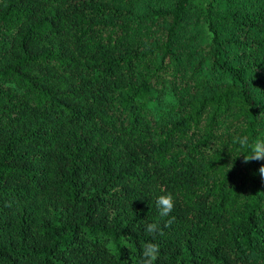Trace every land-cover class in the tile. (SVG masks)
<instances>
[{"label":"trees","instance_id":"trees-1","mask_svg":"<svg viewBox=\"0 0 264 264\" xmlns=\"http://www.w3.org/2000/svg\"><path fill=\"white\" fill-rule=\"evenodd\" d=\"M245 135L264 0H0V264H264Z\"/></svg>","mask_w":264,"mask_h":264},{"label":"clouds","instance_id":"clouds-1","mask_svg":"<svg viewBox=\"0 0 264 264\" xmlns=\"http://www.w3.org/2000/svg\"><path fill=\"white\" fill-rule=\"evenodd\" d=\"M232 143L241 149L247 150L250 154L246 157L242 156V163L247 165L252 161L264 160V139L256 138L250 142L249 137L234 136ZM257 173L264 182V163H261L257 169ZM156 207L158 209V215L161 219L168 217L174 208L173 194L167 192L165 194L156 197ZM174 219V218H173ZM171 220L165 222L164 227H168L171 224ZM145 231L151 235H163V230L158 222L148 223ZM160 254V247L158 244L147 242L143 246L141 251L140 264H155Z\"/></svg>","mask_w":264,"mask_h":264}]
</instances>
